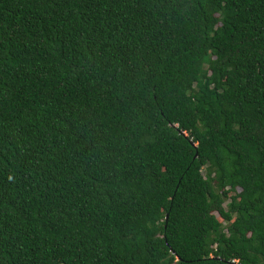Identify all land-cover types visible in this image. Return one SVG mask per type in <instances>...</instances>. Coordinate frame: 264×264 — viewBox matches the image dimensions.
Here are the masks:
<instances>
[{"label": "trees", "instance_id": "16d2710c", "mask_svg": "<svg viewBox=\"0 0 264 264\" xmlns=\"http://www.w3.org/2000/svg\"><path fill=\"white\" fill-rule=\"evenodd\" d=\"M0 264H264V0H0Z\"/></svg>", "mask_w": 264, "mask_h": 264}]
</instances>
